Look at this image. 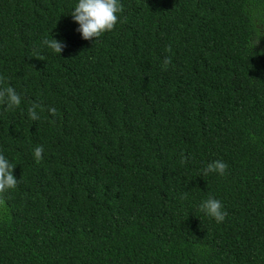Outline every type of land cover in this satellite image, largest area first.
Returning <instances> with one entry per match:
<instances>
[{
	"label": "trees",
	"instance_id": "1",
	"mask_svg": "<svg viewBox=\"0 0 264 264\" xmlns=\"http://www.w3.org/2000/svg\"><path fill=\"white\" fill-rule=\"evenodd\" d=\"M0 264H264V0H0Z\"/></svg>",
	"mask_w": 264,
	"mask_h": 264
}]
</instances>
